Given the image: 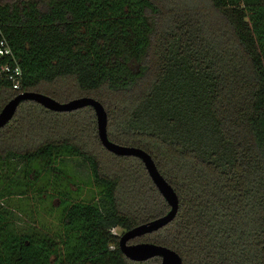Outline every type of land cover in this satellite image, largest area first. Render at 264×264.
<instances>
[{"label": "trees", "instance_id": "obj_1", "mask_svg": "<svg viewBox=\"0 0 264 264\" xmlns=\"http://www.w3.org/2000/svg\"><path fill=\"white\" fill-rule=\"evenodd\" d=\"M0 23L24 91L98 99L109 138L150 153L176 190L175 218L130 242L264 264V0H0ZM16 95L0 83V110ZM0 136V264L161 263L119 247L113 228L170 206L139 157L103 145L92 106L23 100ZM88 184L98 196L80 198Z\"/></svg>", "mask_w": 264, "mask_h": 264}, {"label": "water", "instance_id": "obj_2", "mask_svg": "<svg viewBox=\"0 0 264 264\" xmlns=\"http://www.w3.org/2000/svg\"><path fill=\"white\" fill-rule=\"evenodd\" d=\"M23 100H34L48 109L55 111H72L85 106H92L97 119L98 135L103 145L111 152L129 156L139 157L145 164V167L165 200L168 202L169 210L154 219L148 220L134 226L125 232L119 238V247L121 251L130 259L135 261H144L152 257H161L160 264H183L182 256L174 249L154 243V242H136L130 240L158 230L171 222L178 213L179 196L167 179L158 169L152 155L146 150L130 145H123L112 141L108 135V113L104 104L92 96H79L67 101H60L56 98L37 91H24L17 94L9 100L0 110V127L7 124L15 115L19 104Z\"/></svg>", "mask_w": 264, "mask_h": 264}, {"label": "built area", "instance_id": "obj_3", "mask_svg": "<svg viewBox=\"0 0 264 264\" xmlns=\"http://www.w3.org/2000/svg\"><path fill=\"white\" fill-rule=\"evenodd\" d=\"M23 71L0 23V83H7L17 94L24 92Z\"/></svg>", "mask_w": 264, "mask_h": 264}, {"label": "rangeland", "instance_id": "obj_4", "mask_svg": "<svg viewBox=\"0 0 264 264\" xmlns=\"http://www.w3.org/2000/svg\"><path fill=\"white\" fill-rule=\"evenodd\" d=\"M69 83H70L69 81H64L62 84L69 85ZM72 89H75V87L71 86V88H69L68 90H72ZM77 97H79V96H77ZM74 98H76V97H74ZM71 99H73V98H71ZM82 114H83V118H84L83 120L85 122H87V118L89 117L88 116L89 112H83ZM5 134L10 135L11 133L5 132ZM18 165H20V163H18ZM61 167H62L61 170H64L65 173L69 172V174H70V172H72V168L69 165L68 166H61ZM74 169L77 172V174H79L78 176L80 178H82L84 182H85V180L86 181L88 180V172L89 171H88V168L86 165H81L79 167H75ZM71 188L73 190H76L77 186L72 185ZM93 194L98 196V189L95 187V185H93V184L84 185V189H83V192H82V195L80 196V198H88L89 199ZM12 199H11L12 203L15 204L19 198L13 197ZM6 205L7 204H5V206ZM16 215H18V214H16ZM12 222H13V228L16 232L25 231L26 229L25 230H23V229L27 227V224H30L29 222L27 223V220L25 219L23 214H19L18 217H15L14 219H12ZM113 232L118 234L119 236H121L125 232V230L122 229L121 227H115V228H113ZM136 242H142V241H132L131 243H136Z\"/></svg>", "mask_w": 264, "mask_h": 264}]
</instances>
